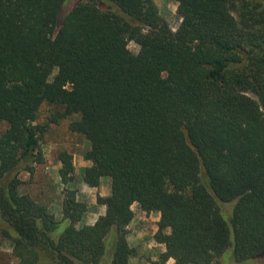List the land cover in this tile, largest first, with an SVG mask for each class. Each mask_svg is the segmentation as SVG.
<instances>
[{
    "label": "trees",
    "instance_id": "1",
    "mask_svg": "<svg viewBox=\"0 0 264 264\" xmlns=\"http://www.w3.org/2000/svg\"><path fill=\"white\" fill-rule=\"evenodd\" d=\"M69 1L0 0V234L16 264H129L133 204L160 213L155 264H221L229 248L264 264V0H173L175 30L153 0ZM44 102L60 107L51 123L78 115L83 180L111 188L80 227L86 206L65 190L56 235L19 190L43 161ZM59 160L70 183L72 155Z\"/></svg>",
    "mask_w": 264,
    "mask_h": 264
},
{
    "label": "rangeland",
    "instance_id": "2",
    "mask_svg": "<svg viewBox=\"0 0 264 264\" xmlns=\"http://www.w3.org/2000/svg\"><path fill=\"white\" fill-rule=\"evenodd\" d=\"M158 7L159 13L167 21L169 26L175 30L180 23V15L177 12V3L173 0H153ZM74 0H70L67 9ZM139 46L130 41L127 50L136 53ZM56 72V70L54 71ZM60 110L58 105H51L44 102L38 113L36 122L45 125V131L40 136L38 150L43 155V161L36 163L31 172L23 169L19 173L21 184L19 190L29 194L39 203L45 205L53 214L56 220H60L59 234L67 224L66 220H61V204L64 192L67 189L75 190L76 197L86 206V211L77 227L93 224L99 215L105 212V205L97 202L99 196L104 197L110 194V178H102L98 186H90L83 180L84 169L91 165L90 161L83 158L84 151L88 148L86 138L69 128V123L78 118L72 115L59 119L57 122H49L52 113ZM5 127L0 122V131ZM65 151L72 155L74 165L73 180L70 183H63L58 170L61 167L59 153ZM134 217L127 226V240L130 246L134 247L135 254L129 258V264H155L161 252L154 234L157 231V223L160 213L156 211L145 212L137 204H133ZM152 213H158V220H154ZM227 217V215H225ZM169 262H173L172 259ZM221 264H261L255 259L237 262L233 258L232 248L227 249L220 258ZM0 264H16V258L12 253L10 241L0 234Z\"/></svg>",
    "mask_w": 264,
    "mask_h": 264
},
{
    "label": "crops",
    "instance_id": "3",
    "mask_svg": "<svg viewBox=\"0 0 264 264\" xmlns=\"http://www.w3.org/2000/svg\"><path fill=\"white\" fill-rule=\"evenodd\" d=\"M154 216L153 218H154V220H158V218H159V214L158 213H152L151 214V216ZM159 246H160V250H161V252L162 251H164V249H165V246L163 245V244H160V243H157Z\"/></svg>",
    "mask_w": 264,
    "mask_h": 264
}]
</instances>
